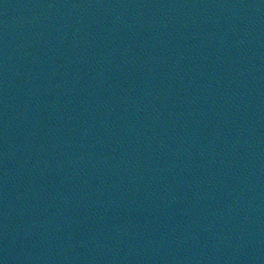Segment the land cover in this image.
I'll list each match as a JSON object with an SVG mask.
<instances>
[{"label": "water", "instance_id": "water-1", "mask_svg": "<svg viewBox=\"0 0 264 264\" xmlns=\"http://www.w3.org/2000/svg\"><path fill=\"white\" fill-rule=\"evenodd\" d=\"M0 264H264V0H0Z\"/></svg>", "mask_w": 264, "mask_h": 264}]
</instances>
